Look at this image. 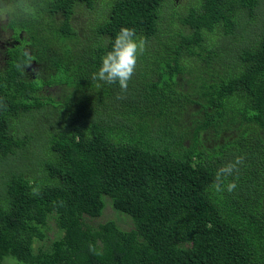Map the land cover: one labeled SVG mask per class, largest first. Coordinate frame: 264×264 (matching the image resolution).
<instances>
[{
    "label": "trees",
    "instance_id": "obj_1",
    "mask_svg": "<svg viewBox=\"0 0 264 264\" xmlns=\"http://www.w3.org/2000/svg\"><path fill=\"white\" fill-rule=\"evenodd\" d=\"M31 2L0 27V264H264V0ZM122 27L126 91L91 79Z\"/></svg>",
    "mask_w": 264,
    "mask_h": 264
},
{
    "label": "clouds",
    "instance_id": "obj_2",
    "mask_svg": "<svg viewBox=\"0 0 264 264\" xmlns=\"http://www.w3.org/2000/svg\"><path fill=\"white\" fill-rule=\"evenodd\" d=\"M34 10L31 0H0V25L7 24L13 16L30 15ZM181 22L173 25L175 33ZM205 34V31H201L190 36L179 37V39L183 47L197 53L202 38L206 37L204 36ZM106 41L111 44V50L101 57L100 67L98 71L92 74L91 79L109 85L118 84L121 91H126L129 81L136 72L138 58L145 50V40L136 35L134 28L122 27L114 39L106 38ZM213 45L214 42L211 40L208 46L209 49ZM23 55L26 59L17 65L21 70L32 64L30 53L25 51ZM96 86L99 88L102 84L97 83ZM117 98L121 97L118 96ZM0 107H5L2 101H0ZM250 129L254 133L257 128L251 127ZM245 159V156H236L233 161L222 165L216 172L215 182L212 187L217 192L224 191V181L228 177L233 176L234 173L239 172V166L244 163ZM236 188L237 183L235 179L226 185L228 192H232Z\"/></svg>",
    "mask_w": 264,
    "mask_h": 264
},
{
    "label": "rangeland",
    "instance_id": "obj_3",
    "mask_svg": "<svg viewBox=\"0 0 264 264\" xmlns=\"http://www.w3.org/2000/svg\"><path fill=\"white\" fill-rule=\"evenodd\" d=\"M77 20L79 22H81V16L77 18ZM6 24L4 25H0V27L2 28L3 26H5ZM1 30V29H0ZM0 57L2 58V56L0 55ZM50 91L51 92H57V91H60L58 87H52L50 88ZM59 96V95H58ZM50 120V119H49ZM106 202H110V200H106ZM0 203L2 204V202L0 201ZM104 211L106 212V214L108 215V217H110L111 219H113L119 226H121L122 228L124 229H128L130 230L129 228L134 227V221L132 218L124 215L123 213L121 212H117L113 209V207L111 208L110 206V203L107 205L106 209H104ZM104 212V213H105ZM106 220V217L105 215L103 214V216L101 217L100 221L102 220ZM55 227V226H53ZM132 227V228H133Z\"/></svg>",
    "mask_w": 264,
    "mask_h": 264
},
{
    "label": "flooded vegetation",
    "instance_id": "obj_4",
    "mask_svg": "<svg viewBox=\"0 0 264 264\" xmlns=\"http://www.w3.org/2000/svg\"><path fill=\"white\" fill-rule=\"evenodd\" d=\"M0 32H1V30H0Z\"/></svg>",
    "mask_w": 264,
    "mask_h": 264
}]
</instances>
